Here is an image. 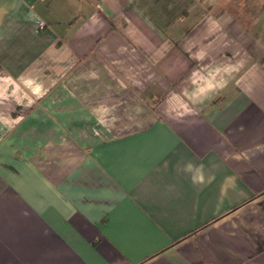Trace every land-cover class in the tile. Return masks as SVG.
<instances>
[{"label":"crops","instance_id":"crops-1","mask_svg":"<svg viewBox=\"0 0 264 264\" xmlns=\"http://www.w3.org/2000/svg\"><path fill=\"white\" fill-rule=\"evenodd\" d=\"M0 264H264V0H0Z\"/></svg>","mask_w":264,"mask_h":264},{"label":"rangeland","instance_id":"rangeland-1","mask_svg":"<svg viewBox=\"0 0 264 264\" xmlns=\"http://www.w3.org/2000/svg\"><path fill=\"white\" fill-rule=\"evenodd\" d=\"M247 17H251L250 15H243V16H241L240 18H242V19H246Z\"/></svg>","mask_w":264,"mask_h":264},{"label":"clouds","instance_id":"clouds-1","mask_svg":"<svg viewBox=\"0 0 264 264\" xmlns=\"http://www.w3.org/2000/svg\"><path fill=\"white\" fill-rule=\"evenodd\" d=\"M191 167H192V166L189 164V165H188L189 170L191 169ZM194 179H195V177H194ZM200 179L202 180V177H201Z\"/></svg>","mask_w":264,"mask_h":264}]
</instances>
